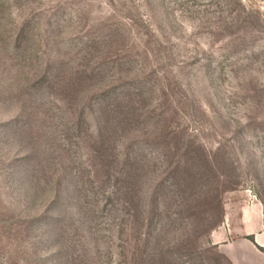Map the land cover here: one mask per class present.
Returning <instances> with one entry per match:
<instances>
[{
	"label": "rangeland",
	"instance_id": "374dc122",
	"mask_svg": "<svg viewBox=\"0 0 264 264\" xmlns=\"http://www.w3.org/2000/svg\"><path fill=\"white\" fill-rule=\"evenodd\" d=\"M252 203L264 0H0V264H231Z\"/></svg>",
	"mask_w": 264,
	"mask_h": 264
},
{
	"label": "crops",
	"instance_id": "0c3cea01",
	"mask_svg": "<svg viewBox=\"0 0 264 264\" xmlns=\"http://www.w3.org/2000/svg\"><path fill=\"white\" fill-rule=\"evenodd\" d=\"M234 231L241 237L218 244L230 263L264 264V226L258 204L252 203L242 209L239 232Z\"/></svg>",
	"mask_w": 264,
	"mask_h": 264
}]
</instances>
